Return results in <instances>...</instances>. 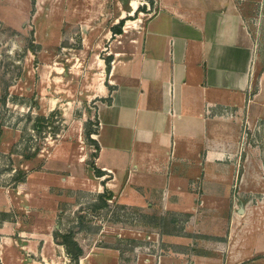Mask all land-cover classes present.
<instances>
[{"label":"crops","instance_id":"crops-1","mask_svg":"<svg viewBox=\"0 0 264 264\" xmlns=\"http://www.w3.org/2000/svg\"><path fill=\"white\" fill-rule=\"evenodd\" d=\"M151 1L92 94L98 195L157 219L145 238L168 246L160 264H212L221 249L225 264L252 260L264 254V0L253 21L251 0Z\"/></svg>","mask_w":264,"mask_h":264},{"label":"rangeland","instance_id":"rangeland-1","mask_svg":"<svg viewBox=\"0 0 264 264\" xmlns=\"http://www.w3.org/2000/svg\"><path fill=\"white\" fill-rule=\"evenodd\" d=\"M136 3L0 0V264H72L62 236L81 248L78 264H160L165 255L166 244L145 238L156 218L98 195L96 151L84 136L89 119L98 126L92 94L109 74L103 59L127 57L155 11L154 1ZM218 253L211 263L225 264ZM237 264H264V254Z\"/></svg>","mask_w":264,"mask_h":264},{"label":"trees","instance_id":"trees-1","mask_svg":"<svg viewBox=\"0 0 264 264\" xmlns=\"http://www.w3.org/2000/svg\"><path fill=\"white\" fill-rule=\"evenodd\" d=\"M147 2L150 5H152L151 0H147ZM122 26H123V20H120V22L116 26L111 28V33L113 35H121L122 34ZM103 60H104V64H105V72L108 74L110 71V64H111L112 57L105 58ZM109 102L110 101H107V103H109ZM45 122H46V120H44L43 118L35 120L34 124L32 126V129L36 130L37 133H41V131L44 129ZM91 134H94V130H92V123L90 121H87L86 124L84 125V136H85L87 142H91L95 148V151L98 152L99 147L94 140L90 139ZM95 173L99 174V175H103L102 173H100V171L95 170ZM61 245L65 248L66 253L70 258L71 263L72 264H78L79 258L82 255V250L77 245V243L73 240V238L71 236H69V237L68 236H62Z\"/></svg>","mask_w":264,"mask_h":264}]
</instances>
